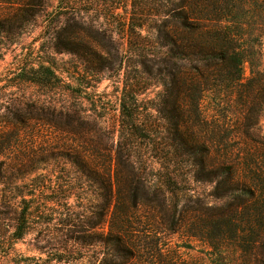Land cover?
<instances>
[{
	"label": "rangeland",
	"instance_id": "rangeland-1",
	"mask_svg": "<svg viewBox=\"0 0 264 264\" xmlns=\"http://www.w3.org/2000/svg\"><path fill=\"white\" fill-rule=\"evenodd\" d=\"M39 1L0 0V14ZM42 1L16 37L0 33V264H262L264 0ZM169 9L171 23L185 13L232 36L240 79L199 66L192 100L178 95L182 63L158 64L165 50L155 43ZM73 36L100 59L57 53ZM50 65L59 81H23V70ZM124 92L145 137L127 136ZM164 98L196 109L197 140L224 175L198 180L200 167L179 158ZM41 105L55 111L51 124L37 119ZM121 150L142 179L136 190L121 180Z\"/></svg>",
	"mask_w": 264,
	"mask_h": 264
},
{
	"label": "trees",
	"instance_id": "trees-1",
	"mask_svg": "<svg viewBox=\"0 0 264 264\" xmlns=\"http://www.w3.org/2000/svg\"><path fill=\"white\" fill-rule=\"evenodd\" d=\"M200 1L202 3L201 5L206 6L205 3L209 0ZM197 3L198 2H192L188 5V9L191 13L194 9L192 8L193 6L197 8ZM43 9L44 3L40 0L36 7L33 4L27 3L18 5L16 8L12 9L11 12L0 14V33L7 38L12 39L16 37L22 31L25 24L30 23L33 17L36 16V13L43 12ZM152 16L156 17L157 14L154 13ZM164 16H167L168 20L165 21L164 24L155 27V30L159 35L155 38V43L160 49L165 50L162 53L163 56L158 61V64H169L173 60L182 63V71L179 80L181 81V88H179L178 95L184 99L192 100L195 91L190 87L189 83L196 80L198 75L203 76L200 72V68H198L199 66L204 70L214 69L217 72H227L229 76L230 74H234L237 77H233V80L240 79L239 74L241 72L242 59L237 52V49L232 46V36H230L223 28L219 27L217 24L207 25L206 23H203V21L202 23L198 22L185 13L178 14V22L171 23L172 21L170 22V20H173L174 17L173 9H169ZM136 27L140 28L141 26L137 25ZM78 30L79 31L76 32V34L82 32V29ZM75 37L76 36L68 38L70 39L68 40V44L64 45L63 49L57 53L65 52L70 55H76L86 62H88V56H95L100 59L96 52H92L85 46L81 47V45L78 44V38ZM23 71L20 74L23 76L24 82L49 86L53 80L59 81L53 65L48 67L40 66L38 69L31 68L29 71ZM167 75L172 81L173 75L170 72H168ZM229 80H232V78ZM163 85H165V81L163 82ZM67 87L70 88L69 85H67ZM133 95H135V93ZM162 102V108H160L159 113L170 127V132H168L169 137L172 136V141L177 142L182 147V151H178L179 158L184 157L186 158L185 162H189L191 166L198 165V167H200V171L198 170V180L210 181L214 178H218L220 174L222 175L225 168L219 166L214 169L209 165L208 160L211 153L210 148L204 141L198 142L195 135V125L198 121L196 109L190 110L188 109L189 107L182 105L180 107L177 105L178 108H176L174 104L169 103L165 98L162 99ZM136 104V100L132 95L128 96L125 92L122 94V98L120 99V112L122 119L126 122V128L130 132L127 133V136L136 138L138 136L139 138H142L145 137L143 133L136 132L137 120L135 117L138 112ZM262 104H264V97ZM39 111L40 114L37 115V119L51 124L52 118L55 117V111L51 109L50 106L44 108L42 105L40 106ZM29 114L30 117L24 119L22 122L23 127L26 126L25 122H27V120H36V117L32 115L31 112ZM58 114L61 115L60 113ZM196 145H198V147ZM131 157L132 156L124 155L122 150L118 151L117 165L126 169L121 180L129 191H131V189L136 190L135 184H139L142 180L140 179L137 169L134 167V163L130 161ZM139 158L140 155H136V159L139 160ZM228 170L229 169L225 172V176H227L231 183V173ZM236 190L237 188L234 186L233 188L227 189L226 192H233ZM26 218L27 209H24L21 211L17 219V225L12 233L14 240L21 239L25 234ZM261 263L264 264V261Z\"/></svg>",
	"mask_w": 264,
	"mask_h": 264
}]
</instances>
